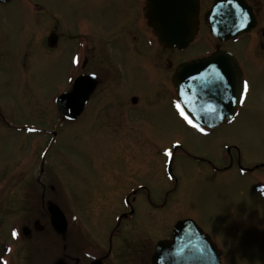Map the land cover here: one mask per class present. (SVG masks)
<instances>
[{"label": "rangeland", "instance_id": "rangeland-1", "mask_svg": "<svg viewBox=\"0 0 264 264\" xmlns=\"http://www.w3.org/2000/svg\"><path fill=\"white\" fill-rule=\"evenodd\" d=\"M31 1V7L24 0L0 4V264H48L59 254V242L54 244V239L38 242L32 221L43 220L37 213L27 214L19 199L23 189L31 187L29 199L38 208L41 186L34 180L42 162L46 169L42 182L53 183L56 189L47 195L62 203L68 218V251L81 254L82 261L85 254L96 253L86 247L87 242L101 245L99 249L107 246L114 219L125 210V191L143 188L131 196L135 214L128 221L120 220L123 242H148L150 249V241L164 238L176 221L186 217L216 242L222 250V264H264V194L254 188L258 183L263 186L264 171L249 169L264 164V49L257 53L247 43L250 37L245 45L241 40L230 46L244 61L249 90L235 123L208 138L176 125L163 110L154 116L157 124L142 117V123L131 129L110 130L78 120L64 123L54 100L68 88V56L59 48L44 51L43 33L57 23L62 28L66 20L82 19L93 26L96 17L116 13L120 3ZM209 1L203 0L204 6ZM105 4L106 11L101 9ZM37 5L39 11L33 9ZM260 13L264 18V10ZM204 31L196 49L189 48L182 57L208 47ZM131 80L130 89L135 87ZM174 140L180 142V149H174L178 143L172 144ZM224 144L229 152L223 151ZM235 148L241 153L240 164L247 168L244 174L239 173L236 159L227 170L221 167L222 154L232 156ZM169 161L173 181L165 174ZM113 173L116 177L110 178ZM125 177L130 187L122 188L123 181L117 179ZM23 225L31 228L32 235H20L18 240L12 236L13 228L21 233ZM43 233L53 236L46 228ZM81 238L87 241L84 246ZM29 239L34 240L36 251L47 250L40 258L35 256L38 261L31 258ZM118 250L112 252L115 264L139 263L125 259Z\"/></svg>", "mask_w": 264, "mask_h": 264}, {"label": "flooded vegetation", "instance_id": "flooded-vegetation-1", "mask_svg": "<svg viewBox=\"0 0 264 264\" xmlns=\"http://www.w3.org/2000/svg\"><path fill=\"white\" fill-rule=\"evenodd\" d=\"M12 1H1L0 4L4 5ZM24 1L29 6L33 5L31 0ZM95 1L102 3L104 0ZM85 2L86 0H80V5H85ZM115 2L120 3L119 10L116 13L105 12L104 15L96 17L95 25H86L82 19L66 20L62 28L58 27V23L53 27H47L43 33V39H41V48L44 51L49 53L51 50L59 48L62 53L64 52V55L68 56L66 76L73 79L91 76L94 80V89L77 118L78 122L93 127H106L110 130L131 129L132 126L142 123V117L151 120H147L148 122L145 120L147 123L157 124L154 116L163 110L176 125L189 129L191 134L205 138L210 137L213 132L235 123L244 103L237 107L236 114L230 122L215 127V131L206 130L203 134L198 133L197 126L180 117V102L171 83V77L181 62L206 55L217 48L233 53L243 72L244 61L231 51L230 46L242 40L243 45L251 43L255 50L264 49V18L260 13L261 10H264V0H247L256 17V25L249 33L224 42L216 41L214 48L208 51L203 49L196 55L185 57H182L181 54L187 52L194 43L182 50L162 45L148 24V12L145 9L146 0H115ZM106 5L101 9L106 11ZM36 8H40L38 5L33 9L39 11ZM199 19V31L205 29L204 33L206 34V17L202 11ZM245 37H250V41L246 43ZM0 55H3V51H0ZM128 69L129 72L126 71ZM131 77V82L133 81L135 85L132 89L128 87ZM222 148L229 152L230 148L227 144ZM185 154L188 153L185 152ZM222 157L224 159L220 163L223 170H227L232 163L236 162L239 173L246 172L247 168L240 164L239 149L235 148L232 156L227 153V156L222 154ZM214 169L222 170L215 166ZM249 169L256 172L260 166L253 164ZM109 177H116V174H109ZM174 178L173 175V180ZM122 185V188L129 187L127 183ZM116 186L117 184L113 185L114 188ZM133 214H135V209ZM123 216L128 217V215ZM34 225L39 230L43 229V226L37 221L34 222ZM115 229L114 227L110 230L107 236V246L105 249L102 247L103 250L95 258H100L103 264H115L112 252L117 251L118 246H122L118 252L124 254L125 259L138 261L139 263L136 264H149L150 244L148 242L125 243L121 239L120 229L117 232ZM118 233L120 235H114ZM41 234L43 233H38L39 236H42ZM66 240L65 236L62 244L64 252L67 248ZM95 246L101 245L95 244ZM127 247L129 248L125 249ZM148 250H150L149 255ZM64 260L79 264L80 257L64 254Z\"/></svg>", "mask_w": 264, "mask_h": 264}, {"label": "water", "instance_id": "water-1", "mask_svg": "<svg viewBox=\"0 0 264 264\" xmlns=\"http://www.w3.org/2000/svg\"><path fill=\"white\" fill-rule=\"evenodd\" d=\"M154 9L159 16L174 13L175 18L164 25L153 23L159 40L168 46L180 48L187 45L195 36L197 27L198 0H153ZM210 27L220 39L232 37L252 25V15L244 0H214L210 9ZM158 25V26H157ZM169 25V24H168ZM232 56L224 52H214L207 58L191 62L182 67L179 75L181 89L188 101L202 104L204 115L194 114L202 123L214 125L227 119L242 92L240 75L234 69ZM78 80H75L72 92L68 93L69 108H64V97L56 99V106L61 115L74 120L81 110L80 96H77ZM88 92L85 93L87 97ZM84 97V98H85ZM189 104L191 107L192 105ZM206 106V107H205ZM53 229L64 234L67 221L64 213L53 202L47 206ZM24 233L29 229L23 227ZM54 264H67L57 261ZM90 264H102L95 260ZM152 264H220L218 251L208 236L191 219L181 220L174 226L170 239L159 241L152 256Z\"/></svg>", "mask_w": 264, "mask_h": 264}, {"label": "snow or ice", "instance_id": "snow-or-ice-1", "mask_svg": "<svg viewBox=\"0 0 264 264\" xmlns=\"http://www.w3.org/2000/svg\"><path fill=\"white\" fill-rule=\"evenodd\" d=\"M247 87H248L247 82H245L244 85H243V88H244L245 91L247 90ZM177 108H179V105H177ZM185 118L187 119V117H185ZM189 123H191V121H189ZM13 235L15 236L16 233L13 232Z\"/></svg>", "mask_w": 264, "mask_h": 264}]
</instances>
